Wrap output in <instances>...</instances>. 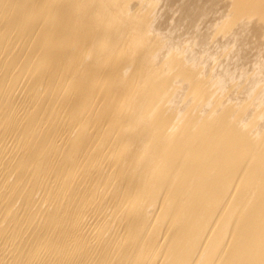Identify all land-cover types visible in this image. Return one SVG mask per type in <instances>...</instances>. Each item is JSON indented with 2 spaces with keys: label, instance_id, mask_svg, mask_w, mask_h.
Here are the masks:
<instances>
[{
  "label": "bare ground",
  "instance_id": "1",
  "mask_svg": "<svg viewBox=\"0 0 264 264\" xmlns=\"http://www.w3.org/2000/svg\"><path fill=\"white\" fill-rule=\"evenodd\" d=\"M0 264H264V0H0Z\"/></svg>",
  "mask_w": 264,
  "mask_h": 264
}]
</instances>
